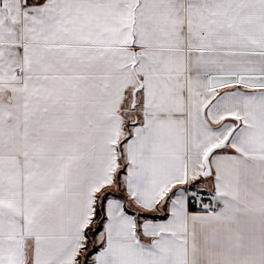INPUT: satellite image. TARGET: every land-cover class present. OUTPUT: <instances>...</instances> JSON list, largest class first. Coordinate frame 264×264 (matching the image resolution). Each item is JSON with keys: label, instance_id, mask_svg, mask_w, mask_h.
Listing matches in <instances>:
<instances>
[{"label": "snow or ice", "instance_id": "1", "mask_svg": "<svg viewBox=\"0 0 264 264\" xmlns=\"http://www.w3.org/2000/svg\"><path fill=\"white\" fill-rule=\"evenodd\" d=\"M0 264H264V0H0Z\"/></svg>", "mask_w": 264, "mask_h": 264}]
</instances>
